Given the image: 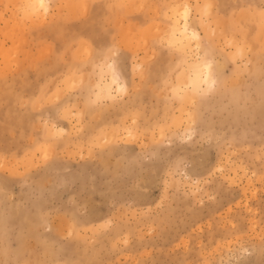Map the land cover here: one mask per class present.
<instances>
[{"label":"rangeland","instance_id":"374dc122","mask_svg":"<svg viewBox=\"0 0 264 264\" xmlns=\"http://www.w3.org/2000/svg\"><path fill=\"white\" fill-rule=\"evenodd\" d=\"M0 264H264V0H0Z\"/></svg>","mask_w":264,"mask_h":264},{"label":"bare ground","instance_id":"6f19581e","mask_svg":"<svg viewBox=\"0 0 264 264\" xmlns=\"http://www.w3.org/2000/svg\"><path fill=\"white\" fill-rule=\"evenodd\" d=\"M39 3H42L44 0H38ZM198 10V9H196ZM188 19L184 18V20L180 23L177 21H172L169 38L173 43H177L179 48L185 51L191 41L196 40L198 38V34L195 33L192 29L187 26ZM187 51V50H186ZM185 51V52H186ZM190 61V60H189ZM188 62V61H187ZM191 62V61H190ZM187 63V69L189 70V74H187L188 85L190 88H196L200 84L204 82H209V65L207 63H199V61H193L192 63ZM184 66V65H183ZM98 85L97 94L104 95L108 99L111 98L114 94L111 89H114V92H119L120 89L123 88V84L119 82L118 76L115 74H111V77L107 80L101 81Z\"/></svg>","mask_w":264,"mask_h":264}]
</instances>
